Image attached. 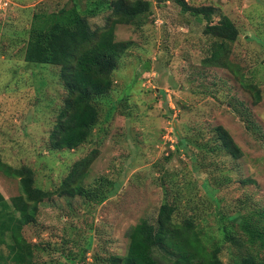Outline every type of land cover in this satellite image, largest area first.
Segmentation results:
<instances>
[{"label": "rangeland", "instance_id": "obj_1", "mask_svg": "<svg viewBox=\"0 0 264 264\" xmlns=\"http://www.w3.org/2000/svg\"><path fill=\"white\" fill-rule=\"evenodd\" d=\"M92 1L0 0V161L30 168L34 186L50 192L21 230L34 260L107 264L125 254L129 230L141 219L153 223L167 203L177 208L176 219L193 217L209 243L219 244L222 262L232 264L243 246L224 234L245 237L230 218L264 210V0H185L211 9L209 23L227 17L237 28L223 57L233 73L203 63L213 39L203 34L202 15L182 13L171 0H146L150 15L142 27L116 26V40L129 47L112 90L98 101L93 136L75 150H53L49 136L67 95L59 64L24 61L27 29L36 14L64 6L84 12ZM109 11L87 16L91 30L104 27ZM219 127L240 148L239 158L217 147ZM87 157L93 159L82 185L93 190L98 178L111 182L101 186L108 196L100 203L57 191L72 165ZM19 194L18 178L0 172L3 199ZM252 250L264 258V250Z\"/></svg>", "mask_w": 264, "mask_h": 264}, {"label": "trees", "instance_id": "obj_2", "mask_svg": "<svg viewBox=\"0 0 264 264\" xmlns=\"http://www.w3.org/2000/svg\"><path fill=\"white\" fill-rule=\"evenodd\" d=\"M171 1L182 13L202 15L207 22L203 34L213 42L211 55L203 63L227 68L233 73L223 58L227 43L238 38L233 22L224 17L211 24V9L190 7L185 0ZM101 7L110 9L106 24L101 30H91L87 16H93ZM149 15L150 3L146 0H115L107 5L105 0H93L84 12L74 6H64L48 15L33 16L27 29L24 61L34 65L59 64L60 80L67 95L49 136L51 149L71 151L91 139L99 121L98 101L104 100L112 90L113 72L129 47L128 42L116 40V26L140 28ZM249 88L245 86L251 93ZM251 96L254 103L260 101L258 94L251 93ZM215 141L217 147L232 158L241 156L240 148L223 128H216ZM92 159L87 157L72 165L57 190L60 196H78L97 203L107 198L101 186L104 187V182L110 185V181L98 178L101 186L93 190L82 185ZM0 172L6 177L18 178L20 191L9 201L0 195V264H47L34 260V246L26 242L21 230L24 225L34 222L38 206L49 198L50 192L34 186L30 168L4 166L0 161ZM176 214L175 206L161 204L154 222L141 219L134 225L127 235L125 254L109 257L107 264H224L219 256V244L209 243L207 235L196 227L193 217L176 219ZM230 219L246 238L229 235L231 232L224 234L226 241L243 246L239 255H232V264H264V258L252 250L255 246L264 250V210ZM154 249L162 250L164 255L156 256Z\"/></svg>", "mask_w": 264, "mask_h": 264}]
</instances>
